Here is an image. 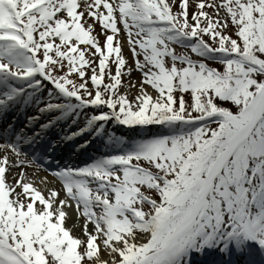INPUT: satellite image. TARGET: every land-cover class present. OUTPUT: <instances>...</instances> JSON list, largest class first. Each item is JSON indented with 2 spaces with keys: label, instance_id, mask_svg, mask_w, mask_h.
<instances>
[{
  "label": "snow or ice",
  "instance_id": "6c2138e0",
  "mask_svg": "<svg viewBox=\"0 0 264 264\" xmlns=\"http://www.w3.org/2000/svg\"><path fill=\"white\" fill-rule=\"evenodd\" d=\"M0 122V264H264V0H0Z\"/></svg>",
  "mask_w": 264,
  "mask_h": 264
},
{
  "label": "bare ground",
  "instance_id": "6f19581e",
  "mask_svg": "<svg viewBox=\"0 0 264 264\" xmlns=\"http://www.w3.org/2000/svg\"><path fill=\"white\" fill-rule=\"evenodd\" d=\"M0 128H2L1 126V122H0ZM69 163H72L70 160L68 161ZM49 179H51V177H49ZM50 187L52 185H49ZM58 187V184L56 185ZM65 211L68 213V216H69V223H72L76 220V214L72 211V209L68 208V206L66 207Z\"/></svg>",
  "mask_w": 264,
  "mask_h": 264
},
{
  "label": "rangeland",
  "instance_id": "374dc122",
  "mask_svg": "<svg viewBox=\"0 0 264 264\" xmlns=\"http://www.w3.org/2000/svg\"><path fill=\"white\" fill-rule=\"evenodd\" d=\"M132 75H133L134 78H139L140 73L139 72H133Z\"/></svg>",
  "mask_w": 264,
  "mask_h": 264
}]
</instances>
